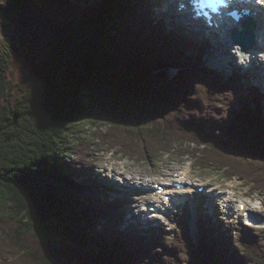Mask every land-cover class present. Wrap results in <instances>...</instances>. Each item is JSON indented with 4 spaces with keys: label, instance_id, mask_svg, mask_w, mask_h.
<instances>
[{
    "label": "trees",
    "instance_id": "16d2710c",
    "mask_svg": "<svg viewBox=\"0 0 264 264\" xmlns=\"http://www.w3.org/2000/svg\"><path fill=\"white\" fill-rule=\"evenodd\" d=\"M42 1L0 0L8 32L0 39V264H264V227L231 236L208 221L198 239L187 223L173 239L121 229L124 209L89 175L95 143H69L77 124L103 118L109 127L97 139L108 148L153 160L194 145L203 169L262 191L260 90L203 62L196 37L153 19V1L58 0L74 16L53 8L39 25ZM33 20L47 52L20 85L10 76L11 48Z\"/></svg>",
    "mask_w": 264,
    "mask_h": 264
},
{
    "label": "rangeland",
    "instance_id": "374dc122",
    "mask_svg": "<svg viewBox=\"0 0 264 264\" xmlns=\"http://www.w3.org/2000/svg\"><path fill=\"white\" fill-rule=\"evenodd\" d=\"M40 1V0H37ZM73 3L74 0H66ZM156 3V6L154 7L155 12H163V3H165V0H150ZM45 0L42 1L44 3ZM76 4H78L76 1H74ZM172 1V3H168L170 7L174 10L177 2ZM165 3V4H167ZM164 4V5H165ZM175 4V5H174ZM36 6V5H35ZM56 9V12L61 17L65 15L74 16V12L72 13L69 10L65 9V6L62 4V2H59L58 0H46V2L43 5V8L38 10L40 15V23H45V19L48 16V10L50 13ZM162 8V9H161ZM169 19V18H168ZM171 20V19H169ZM39 21H36L34 23V20L32 21L31 26H20V31L26 32L28 34V37L26 39H22L19 41V44L15 45L13 48H11V51L13 52V58H12V66L10 71V76L14 80V82L19 83L20 85L24 84V78L31 74L32 69L39 65L42 60L40 58L36 59V56L38 53H44L47 50V41L48 38L45 35V31H43L42 28L36 26ZM167 23V21H166ZM168 24L167 30L174 29V24ZM178 25L182 26L183 24L178 23ZM6 27L0 28V39H4L6 36H8V32L5 31ZM43 31V33L41 32ZM194 36V35H193ZM201 43V36H196ZM16 43L18 42V38H16ZM21 42V43H20ZM35 44L39 45V49L37 51L31 50L32 46L34 47ZM223 46V44H222ZM220 46V48H222ZM16 47V48H15ZM205 50L207 52H205ZM217 49L208 47H204L203 50V62H206L207 65L216 68L219 73L223 75H231L232 72H236L238 76H242L243 79L248 80V87L247 90H249V87L253 86V83L255 82L254 74L251 72H248L247 69H244V64L246 60L244 58H237L233 56L228 57V55H223L224 62H221L218 60L220 55L217 54ZM232 51V49H230ZM47 52V51H46ZM205 52V53H204ZM229 53V52H228ZM214 56V57H213ZM228 61V62H227ZM232 62L236 64H231ZM262 62L261 59L258 63ZM231 64V65H229ZM18 84V91H20V86ZM264 92V89L262 90ZM21 93V91H20ZM109 127V124L106 122L105 119H100L97 124L91 121H82L81 123L77 124L73 130V135L71 139L69 140L70 146L76 147L80 143L83 142H94V152L96 159L92 163V166L96 169V176L92 174L94 178H98L100 180V183L104 189V191L108 190H116L113 193L119 194V196H116L113 194L111 196V200H114L113 202L119 206H125L126 213L129 215L132 213L131 211H138L141 203L143 202V199L147 195L152 194V190H146L143 189L141 185H136L134 187H128L127 189L122 187L120 184L121 182L115 178V172H107V174H104L106 171L105 169L113 168L114 166L112 163H115L117 165V168L122 169L125 167V169H128V172L134 174V173H143L145 175H149V178L152 177L154 174V178L158 177V181H163L165 178H170L173 180V175L177 174V169L179 168H190L192 165V168H190V172H192V179L199 180L202 184L207 183H215L218 184L221 188L219 191H217V197L220 198V195H222L229 187L234 186L237 197L231 205L232 208L235 211L233 216L235 217L233 221H230L226 215H224V212L221 211V207L217 209L218 212H220V218L212 220V222H215L217 224L218 220L221 222L219 224L222 225L223 228H229L231 236L238 235L240 229L243 227V225H249L248 222L251 223H259V227H264V190H255L253 188L252 182L249 181L247 178L240 177L239 175H236L235 177H227V173L224 170L217 169V167L207 168L203 169L198 161H196L195 156H193L192 150L194 149V145H191L189 148L191 149L190 153L187 155L182 156L179 152V148L176 147L172 150L170 154H163L154 156L153 160H149L148 158H143L141 160L136 159L134 157H131L129 155H125L122 151H120V146H115L114 148H108L105 144L102 143L101 139H97V130L98 128H101V130L107 131V128ZM99 137V136H98ZM66 155V154H65ZM94 156V158H95ZM65 157H68L66 155ZM71 159L74 158V155L70 156ZM127 162V167L125 166L124 162ZM174 166L172 170H169V167ZM124 169V170H125ZM171 173L172 175H167V173ZM132 174H129L130 178L133 176ZM156 174V175H155ZM151 175V176H150ZM191 178V177H190ZM160 179V180H159ZM167 179V180H168ZM165 180V181H167ZM76 183V182H75ZM79 184V183H76ZM153 185V183L151 184ZM141 186V187H140ZM108 189V190H107ZM109 195V193H107ZM121 197V198H119ZM154 197V196H153ZM216 197V196H215ZM216 197V198H217ZM110 200V197L108 198ZM116 199H120L118 203L115 201ZM242 199L248 201V203L257 210L256 214L253 213L250 215V217H246L247 214L243 215V212H241L238 216L235 215L237 211H239L238 201H241ZM219 202L220 200L217 199ZM142 201V202H141ZM193 206V205H192ZM196 208H198L197 205L194 206V208L190 209L189 206H185L184 208L180 207L177 210L169 211L166 210L163 214H161V218L156 219L154 222L156 227H159L158 229L162 230L161 234L167 235L170 239H173L175 237V231L178 227V223H187L190 225V229L193 232L195 238H199V230L200 226L204 222V218L202 217L203 211L199 214L196 212ZM248 208V206H247ZM168 211V212H167ZM247 213V211L245 212ZM205 215V213H203ZM208 214H211L210 211H208ZM250 214V213H248ZM127 217V215H126ZM126 219V218H125ZM130 219V217H129ZM137 217H132L130 221L127 222V219L124 221L123 227L129 230L133 231L132 235L137 236H147L148 233L144 232V230H141L137 225H135L134 221H137ZM200 221V223H199ZM208 222V220H206ZM152 222V223H154ZM134 226H132V225ZM255 227L256 224H255ZM137 228V230H135ZM147 230V229H146ZM166 232V233H165ZM150 235V233H149ZM3 235L0 233V239L3 238Z\"/></svg>",
    "mask_w": 264,
    "mask_h": 264
},
{
    "label": "bare ground",
    "instance_id": "6f19581e",
    "mask_svg": "<svg viewBox=\"0 0 264 264\" xmlns=\"http://www.w3.org/2000/svg\"><path fill=\"white\" fill-rule=\"evenodd\" d=\"M172 1H175L177 3L179 2V0H165V3H167V2L168 3H172ZM168 3L165 4V5L163 4V7H162L163 8V12H161L162 15L167 20L171 19L169 21L176 20V21H179V23L183 24V26L184 25H187V28L190 27V24H188L187 21L191 17L190 16L191 12H190V14H188V12L186 10L179 11V10H177V7L178 6L173 10ZM244 4H246L247 8H252V6H250L249 4H247V3H244ZM240 7L243 8L244 6L240 5ZM253 10H254V8H253ZM255 10L258 12V17L261 15L260 22L262 24L261 28L257 31L258 38H261V40L264 41V9L261 8L259 10L258 9H255ZM191 27L194 28L197 32H200V27H198V26H191ZM181 28H182V26H181ZM262 45H263L262 48H264V44H262ZM239 46L240 45H237L236 44L234 46V50L237 51L238 48H239ZM216 51H217V54L221 56V57L218 58V60H220L221 62H224L225 61L224 58H222V57H224L223 55H228V57H231V56H233L232 54H234V51L233 50L230 51V50H228V49L226 50L224 48H219ZM244 52L245 53H243L242 57L240 56V54H236V53L234 54L235 55L234 57H237V58H240V59L241 58H244L246 60V62L253 61L252 64H254V62L255 63L256 62L258 63L260 59L264 63V54L261 51H258L257 52L256 49H251V51H249V52H247L246 50ZM250 59H251V61H250ZM261 82H262V84L264 86V80L263 81L261 80ZM126 163L127 162L125 161L124 164H126ZM112 165L114 167L113 168L111 167V171L117 170V173L119 175H121V177H124L125 178L123 181H126L125 184H127L128 187H134L136 185H141L143 189H149V187H151V186L153 187V185H151L152 183H155L156 184L158 182H166L165 180L168 179V178H165L163 181H158V177H156V178L153 177L154 174L152 175L151 178H149V175H145L143 173H137L136 172V173L132 174V173L128 172V169H125V167L123 168V170L120 169V168L118 169L117 168V165L115 163H112ZM125 166L127 167V164ZM173 167L174 166L169 167V170H172ZM190 168H192V165L190 166ZM190 168L186 169L184 173L178 172L176 174V176L174 174L173 177H179L182 174H185L186 175V178L184 180H180V181L182 183L183 182L190 183V181L192 180L190 178V171H191ZM129 174H132L133 176L130 178ZM167 175H172V174L168 172ZM168 180H172V179L169 178ZM174 181L176 182L178 180L175 179ZM160 184H162V183H160ZM219 188L220 187L217 184H216L215 187H212L211 188V191H210L211 194H209L205 200H210V198H212L213 201H215V199H219L222 202V204L224 205L225 210L228 211V212H231L229 210V206L230 207L232 206L231 205L232 199H227V196H226V194L228 192H230L231 187L229 188V191H225L222 195H220V198H216L215 197L216 196L215 191H217ZM167 189H168V191L165 192V193H163V194H161V195H159V196H157V199L156 200H154L152 196H149V195L145 196L144 199H143V202H145L144 205H149L151 207L155 205L156 206V210L162 209V208H165V210H169L170 209V203L169 202H165V201L164 202H161V200L162 199H165L168 194L173 195V198L174 199L171 202L173 204H183V205H186L187 199H189V200L191 199L192 200V198L197 197V199L194 201V204H193L192 208H194V206L197 205V203H198V206H199V203L202 200V197L201 196L198 197V195H196V190L198 189V187H196V186H190L189 185L184 191H181V190L177 189L174 185L173 186H167ZM181 195H182V197H181ZM233 196L235 197V190H233V192H232V197ZM181 198H183V199H181ZM149 200H152L154 203H150ZM157 202H159V203H157ZM239 203L240 204L241 203H245L246 206H248V209L247 210H249L250 212L256 214L257 210L255 208H253L248 203V201H245L244 199H242L241 201H238V206H239ZM141 209L143 211L146 210V209H148V211L150 212L151 209H153V208H146V206H144ZM156 212L157 211H155V209H154V212L153 213H151L150 215H147L148 214L147 213L144 217L145 218H148V217L149 218L160 217V215H158ZM134 217H138V216L135 215ZM127 220L130 221L128 213H127Z\"/></svg>",
    "mask_w": 264,
    "mask_h": 264
},
{
    "label": "water",
    "instance_id": "95a60500",
    "mask_svg": "<svg viewBox=\"0 0 264 264\" xmlns=\"http://www.w3.org/2000/svg\"><path fill=\"white\" fill-rule=\"evenodd\" d=\"M235 40L243 44L245 49H248L255 42V30L251 27H247L244 32H236Z\"/></svg>",
    "mask_w": 264,
    "mask_h": 264
},
{
    "label": "snow or ice",
    "instance_id": "6c2138e0",
    "mask_svg": "<svg viewBox=\"0 0 264 264\" xmlns=\"http://www.w3.org/2000/svg\"><path fill=\"white\" fill-rule=\"evenodd\" d=\"M261 3H264V0H260Z\"/></svg>",
    "mask_w": 264,
    "mask_h": 264
}]
</instances>
